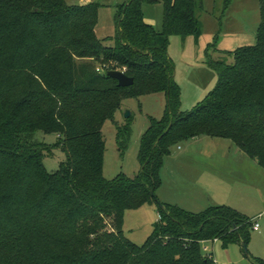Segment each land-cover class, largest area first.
<instances>
[{
  "label": "trees",
  "instance_id": "16d2710c",
  "mask_svg": "<svg viewBox=\"0 0 264 264\" xmlns=\"http://www.w3.org/2000/svg\"><path fill=\"white\" fill-rule=\"evenodd\" d=\"M258 1L255 45L224 53L231 62L209 61L213 90L181 112L168 40L200 38L202 0H127L114 10V36L103 40L95 34L97 3L0 0V264H215L203 241L248 243V217L225 206L189 213L159 203L155 191L171 148L197 137L231 142L264 171V0ZM144 2L162 5L161 32L143 21ZM111 70L133 85L117 87L105 75ZM158 93L165 111L141 137L138 174L106 180L103 124L114 121L125 100ZM116 131L123 153L129 131ZM37 132L59 138L66 161L54 173L43 168L49 147ZM151 203L158 221L136 246L123 235L124 213Z\"/></svg>",
  "mask_w": 264,
  "mask_h": 264
},
{
  "label": "rangeland",
  "instance_id": "374dc122",
  "mask_svg": "<svg viewBox=\"0 0 264 264\" xmlns=\"http://www.w3.org/2000/svg\"><path fill=\"white\" fill-rule=\"evenodd\" d=\"M68 6L83 2L97 3L98 13L95 34L103 40L114 36L113 13L127 0H64ZM202 0L203 10L198 14L201 36L168 40L167 55L174 68V81L179 88V110L189 112L211 90L216 73L209 61L225 58L241 47L255 45L256 31L260 24L258 0ZM143 21L156 32L162 30V5L158 2L141 4ZM106 46L112 43L105 42ZM99 67H97V70ZM162 93L147 94L137 99L125 100L115 114L114 121L103 124L104 139L102 176L112 180L119 175L134 178L139 170L140 140L151 120H159L165 111ZM129 112V118L124 117ZM116 127L129 131L127 147L119 153L116 144ZM35 139L49 147L43 152L42 165L47 173L56 172L66 161L65 153L57 148L59 138L55 134L37 132ZM161 184L155 191L157 201L175 206L186 212L199 214L209 207L225 206L248 217L259 226L250 230L245 245L206 242L204 255H211L215 264H264V171L248 159L234 144L227 140L197 137L178 143L165 158L161 172ZM156 203L144 205L124 213L122 232L136 246L145 243L158 221Z\"/></svg>",
  "mask_w": 264,
  "mask_h": 264
},
{
  "label": "water",
  "instance_id": "95a60500",
  "mask_svg": "<svg viewBox=\"0 0 264 264\" xmlns=\"http://www.w3.org/2000/svg\"><path fill=\"white\" fill-rule=\"evenodd\" d=\"M106 77H109L113 80H115L117 82V87L119 88H127L133 85V79L130 77H127L123 72L121 71H115V70H111L106 72ZM130 114L129 112H125L124 113V117L127 119L129 118ZM243 247V251L245 253V255H248V251L246 249V246L244 244H242Z\"/></svg>",
  "mask_w": 264,
  "mask_h": 264
},
{
  "label": "built area",
  "instance_id": "2783aa9c",
  "mask_svg": "<svg viewBox=\"0 0 264 264\" xmlns=\"http://www.w3.org/2000/svg\"><path fill=\"white\" fill-rule=\"evenodd\" d=\"M98 71V70H97ZM258 229H259V226H258V224L256 223V222H253V226H252V230L253 231H258ZM209 242H212V243H215V242H217V240H212V241H209ZM206 242H202L201 244L203 245V244H205ZM202 251L203 252H208V248H206V247H202ZM207 257H209V258H212V256L211 255H206ZM213 259V258H212ZM214 261V260H213ZM215 263V262H214Z\"/></svg>",
  "mask_w": 264,
  "mask_h": 264
},
{
  "label": "crops",
  "instance_id": "0c3cea01",
  "mask_svg": "<svg viewBox=\"0 0 264 264\" xmlns=\"http://www.w3.org/2000/svg\"><path fill=\"white\" fill-rule=\"evenodd\" d=\"M86 2H83L82 4H85ZM199 14V13H198ZM114 33H115V31H114Z\"/></svg>",
  "mask_w": 264,
  "mask_h": 264
}]
</instances>
